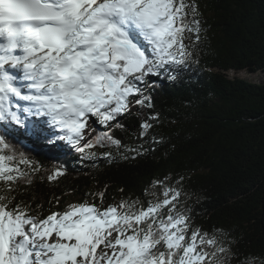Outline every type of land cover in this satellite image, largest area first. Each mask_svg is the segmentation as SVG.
Masks as SVG:
<instances>
[{"label":"snow or ice","instance_id":"1","mask_svg":"<svg viewBox=\"0 0 264 264\" xmlns=\"http://www.w3.org/2000/svg\"><path fill=\"white\" fill-rule=\"evenodd\" d=\"M200 15L194 0H0V121L55 142L12 108L13 100L28 102L32 108L23 112L47 117L83 159L96 156L86 148L119 149L111 129L137 106L153 107V78L174 81L198 63ZM90 120L102 130L86 139V129L95 130ZM148 120L158 122L159 115ZM148 120L140 137L153 127ZM7 147L0 137V182L6 186L0 194V264H264V255L234 252L230 234L193 227L191 209L178 207L181 192L163 181L157 182L161 193L146 190L156 197L146 207L139 199H122L104 209L85 202L42 219L32 215L12 194L27 173L4 154ZM123 147L141 154L139 147ZM19 163L30 164L23 157ZM62 175L58 168L48 179Z\"/></svg>","mask_w":264,"mask_h":264},{"label":"trees","instance_id":"2","mask_svg":"<svg viewBox=\"0 0 264 264\" xmlns=\"http://www.w3.org/2000/svg\"><path fill=\"white\" fill-rule=\"evenodd\" d=\"M194 2L204 28L198 63L174 81L167 75L153 78V107L137 106L120 118L121 127L111 129L121 141L119 149L86 148L96 156L83 159L75 146L60 144L66 141L59 130L51 133L42 125L55 138L49 142L28 135L15 122L0 121V137L8 144L4 154L14 156L16 166L27 173L12 194L30 207V214L42 219L85 202L104 209L122 199H139L146 207L156 199L146 190L161 193L157 182L163 181L181 192L178 207L191 209L193 227L230 234L238 254L264 255V83L230 75L247 70L264 77V0ZM23 109H17L19 115ZM149 114H158L159 121L148 120ZM144 120L153 127L140 137ZM96 126L94 137L102 130ZM123 146L139 147L141 154ZM108 152L110 157L102 155ZM21 157L30 164L19 163ZM58 168L64 175L49 180ZM5 192L0 182V194ZM100 192L103 198L96 195Z\"/></svg>","mask_w":264,"mask_h":264},{"label":"rangeland","instance_id":"3","mask_svg":"<svg viewBox=\"0 0 264 264\" xmlns=\"http://www.w3.org/2000/svg\"><path fill=\"white\" fill-rule=\"evenodd\" d=\"M146 46V45H145ZM243 73H234L233 72V76L232 77H235L234 79H240V80H244V81H248L249 83L250 82H254V83H264V77L259 75H251V72L247 71V70H242ZM239 76V77H238ZM238 77V78H237ZM17 86L21 87L22 89L25 90V92L27 91V89L25 88V85L24 83H22L21 81H17ZM17 103L20 104L19 107L21 106H26V108H32V105L28 102H16L15 100H13V103H12V107L14 110L17 111V109L19 107H17ZM20 116H21V120L26 124V123H31V122H39L41 123L43 126L48 125V118L47 117H43V116H37L34 114V110H33V113H29V114H25L23 111L20 112ZM39 123H35V124H39ZM89 124L92 125L93 128H95V130H92V128H89V129H86V139L89 138V137H94V135L96 134L97 132V126L96 124L93 123V121H89ZM53 129V130H52ZM48 130H52L51 133L54 132V130H59L58 128H51L49 127ZM61 145H63V147H71L73 145H70L67 143V141L65 143H60Z\"/></svg>","mask_w":264,"mask_h":264},{"label":"bare ground","instance_id":"4","mask_svg":"<svg viewBox=\"0 0 264 264\" xmlns=\"http://www.w3.org/2000/svg\"><path fill=\"white\" fill-rule=\"evenodd\" d=\"M234 73H235V72H234ZM232 74H233V72H230V75H231V76H233ZM17 75H19V74L17 73ZM250 76H251V75H250ZM16 84H17V81H16Z\"/></svg>","mask_w":264,"mask_h":264}]
</instances>
